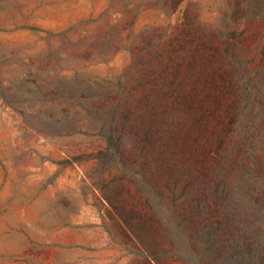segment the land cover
<instances>
[{"label":"rangeland","instance_id":"374dc122","mask_svg":"<svg viewBox=\"0 0 264 264\" xmlns=\"http://www.w3.org/2000/svg\"><path fill=\"white\" fill-rule=\"evenodd\" d=\"M199 27L259 64L264 0H0V264L143 263L99 187L100 123L169 55L189 90Z\"/></svg>","mask_w":264,"mask_h":264},{"label":"trees","instance_id":"16d2710c","mask_svg":"<svg viewBox=\"0 0 264 264\" xmlns=\"http://www.w3.org/2000/svg\"><path fill=\"white\" fill-rule=\"evenodd\" d=\"M232 37L197 28L189 90L169 55L101 120L99 187L140 264H264V50L251 69Z\"/></svg>","mask_w":264,"mask_h":264}]
</instances>
